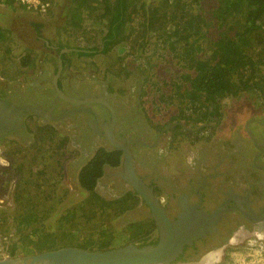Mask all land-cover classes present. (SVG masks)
Instances as JSON below:
<instances>
[{"label": "flooded vegetation", "instance_id": "af4514ba", "mask_svg": "<svg viewBox=\"0 0 264 264\" xmlns=\"http://www.w3.org/2000/svg\"><path fill=\"white\" fill-rule=\"evenodd\" d=\"M90 76L89 72L79 83L71 82V78H68L66 86L57 77V86L64 94L77 100L89 99L91 96L102 97L113 108L114 119L111 110L101 103L60 98L52 83V75L48 79L51 88L40 86L36 90L28 89L25 92L26 97H36V106L49 112L51 116L50 119L31 116V120H35L34 125L51 126L58 134L63 130L70 131L74 139L83 141L85 151L92 145H95V149H117L103 135L106 132L104 125H109L112 121V133L116 139L126 136L144 139L149 145L134 142L128 144L134 168L137 175L151 187L154 195L160 200L168 218L175 220L180 214L191 210L211 213L222 207L221 217L215 224L216 230L185 244L170 264H226L230 255L240 250L245 252V261L242 262H248L246 257L251 254L247 250L248 242L257 235L264 240V162L261 161L264 150L253 144L248 131L258 142V132L264 133V114L252 115L242 124L244 136L253 150V153L247 156L242 135L235 133L232 141L211 135V131L221 122L220 105L217 111L212 105L207 106V118L196 122H186L179 117V103L174 106L162 105L156 115L141 117L143 107L139 81L135 94L132 95L130 90H127L123 100H113L107 83ZM40 77L44 79L42 75ZM6 86L7 84L0 82V93L9 90ZM23 93L24 91L13 89L10 94L0 96V99L6 104L30 103L22 98ZM181 96L183 100L187 99L183 91ZM201 99L204 100L203 97ZM161 100L160 102H165ZM73 108L68 115L54 119ZM190 110L187 113H190ZM29 114L33 113H24L23 125L6 134L0 142L12 133L21 137L19 132L29 124ZM39 120L42 123L39 124ZM170 123L175 124L163 130ZM177 125L186 132L176 133ZM62 139L63 137L58 139L57 143ZM154 142L156 144L152 145ZM182 142L183 153L178 150ZM190 142L198 145L195 152L190 151ZM248 158L249 163L245 165ZM106 168L113 169L110 174L114 182L112 187L108 188L109 192H121L123 186L132 190L118 175L122 169L121 164L118 167L105 166ZM101 186L98 180L97 187ZM112 195L109 198L120 196L114 193ZM245 195L246 199L243 198ZM136 209L142 229L148 231L142 239L146 244H155L158 241V229L150 216L149 208L139 199Z\"/></svg>", "mask_w": 264, "mask_h": 264}, {"label": "rangeland", "instance_id": "374dc122", "mask_svg": "<svg viewBox=\"0 0 264 264\" xmlns=\"http://www.w3.org/2000/svg\"><path fill=\"white\" fill-rule=\"evenodd\" d=\"M9 8L6 7L12 15L18 17V21H14V25L19 38L17 45H14L15 48L12 47L8 51H3L5 50L4 44L0 45V55H2L0 61L5 63L3 74L16 76L21 72L30 73L36 67L33 69L30 67L28 70L29 68H23L19 64L18 59L24 52H27L23 47L31 45L37 48L38 51H35L34 57L32 56L36 64L38 59L43 56L44 48L40 42L34 41L33 35L28 33L25 28V25H28L30 21H35L33 15L25 12L24 8L12 6ZM97 27L98 25H95L91 33L76 36L73 44L81 49L99 50L102 37L98 33ZM215 35V31L212 30L209 36L214 38ZM152 39L155 38L152 37ZM138 40V36L134 33L125 45H117L106 53L94 51L95 55L93 56H81L78 60L74 58V62L71 66L69 65L70 67H67L66 71L79 70V67H82L83 70L79 72L80 74L63 73L62 81L67 83V79L71 78V82L79 83L90 72V78L107 83L108 90L113 94V100H123L127 90H130V94H135L139 81L141 91L142 89L146 91L140 97L143 107L140 113L141 117L156 115V112H159L157 110L165 104L174 106L177 103H185L181 95L182 91L186 90L187 84H181L176 79V75L183 71L181 63L173 58L168 46L160 43L151 44L150 49H145V53L139 51L137 55L135 54L136 56L133 55L132 49L129 47ZM147 60L151 67L145 65ZM121 65L128 67L129 76L122 72ZM184 71H188V69H184ZM26 82L29 83V80ZM26 82L19 86L15 82L9 83L6 87L10 89L19 87V91H24L22 98L28 100L32 97L25 96V92L28 90ZM160 99L165 102H160ZM219 105L221 107V122L214 131H211V135L231 141L235 133L242 135L246 154L249 156L253 150L244 136L242 124L252 115L264 114V107L260 105L257 91L244 90L236 97L229 96L221 99ZM170 111L172 110L170 109ZM27 122L29 130L27 127L23 128L19 132L21 137L12 133L0 142L1 157L3 158V162L0 163L1 232L9 250L12 249L15 253L13 257L21 258L37 253L39 246L29 242L35 240L37 235L44 230L56 233L59 244L64 242L60 231L71 230L74 232L75 238L65 241L75 243L85 240L90 233L95 235L100 228L108 225L114 233L113 242L107 247L108 249L125 245L130 239V234L134 231L137 238L141 239L148 234V231L142 229L138 221L136 206L118 217L105 215L90 223H84L80 216L70 218L68 222L62 221L60 216L86 195L77 181V172L80 166L93 154L95 145L85 151L83 141L74 139V135L70 131L63 130L58 134L51 126L36 127L34 119L30 118ZM40 123L42 122L39 120ZM62 137L63 147L56 144ZM183 144L182 142L178 149L182 153ZM197 146L191 143L190 151L195 152ZM10 150L16 151L13 157L8 155ZM249 160L250 158L246 160L245 165L249 163ZM110 173H113V169L106 168L104 176L99 179L102 185L97 187L99 193L106 198L113 196L112 193L127 195L130 191L128 186H123L121 192H109L108 188H111L114 182ZM127 197V201H129L130 196ZM27 212L34 213L36 218L28 225H19L20 218ZM242 261H245L244 250L232 253L226 264H241Z\"/></svg>", "mask_w": 264, "mask_h": 264}, {"label": "trees", "instance_id": "16d2710c", "mask_svg": "<svg viewBox=\"0 0 264 264\" xmlns=\"http://www.w3.org/2000/svg\"><path fill=\"white\" fill-rule=\"evenodd\" d=\"M0 1L14 8H24L14 0ZM68 17L71 18L73 32L80 29L86 35L83 22L87 18L91 20L92 28L98 25V33L102 37L99 50L80 48L77 52L79 57L93 56L94 51L106 53L117 45H125L134 33L139 40L129 47L133 55L139 51L145 53L151 44L168 46L173 58L183 68L176 79L187 84L184 91L187 99L185 103H179L178 114L186 122L206 119L207 106L212 105L217 111L221 99L236 97L244 90H256L260 105L264 107V0H72ZM38 30L37 24L35 31L38 33ZM212 30L216 33L214 38L209 36ZM9 34L7 29L0 27V44L8 41ZM64 57L65 54H61L63 61ZM32 62L29 52H24L19 58L22 67H28ZM145 65L151 67L149 60ZM121 70L129 76L128 67L121 65ZM145 93L142 89L141 96ZM29 115L30 118L35 114ZM26 127L29 130L27 124ZM175 132L186 131L177 125ZM56 144L63 147L64 140ZM15 153L8 151L10 157ZM121 156L122 152L117 149L99 147L94 150L77 172V181L86 195L60 216L62 221L68 222L70 218L80 216L84 223H90L105 215L118 217L137 205L140 198L132 190L127 195L114 198H106L97 190V181L102 177L105 166L118 167ZM127 196H130L129 201ZM34 218V213L27 212L20 218L19 225H28ZM60 232L64 237L61 244L56 233L45 230L29 243L38 245V252L64 246L105 250L114 239L108 225L95 235L90 233L85 240L75 243L65 241L75 238L73 231ZM140 239L134 231L126 244L145 245L146 242ZM14 255L10 249V256Z\"/></svg>", "mask_w": 264, "mask_h": 264}, {"label": "water", "instance_id": "95a60500", "mask_svg": "<svg viewBox=\"0 0 264 264\" xmlns=\"http://www.w3.org/2000/svg\"><path fill=\"white\" fill-rule=\"evenodd\" d=\"M63 68L62 60L58 58L56 72L53 74L52 83L60 98L78 102H96L108 107L113 113L110 103L102 97L91 96L89 99L77 100L64 94L57 86V77ZM73 109H69L63 115L54 118L58 119L68 115ZM33 113L41 118L50 119V113L41 107L31 103L23 105L6 104L0 99V139L11 131L21 127L24 123L23 114ZM112 124H105L104 137L117 149L122 152V169L118 172L131 189L147 205L150 216L156 223L158 229V241L155 244L138 246L135 243L110 248L105 250H87L76 246H64L53 250L37 252L31 255L13 258H2L0 264H170L181 252L185 244L216 230V222L221 217L222 207H218L211 213L200 211H186L180 214L177 219L167 217L160 200L154 195L151 187L137 175L132 153L128 144L131 142L149 145L144 139H133L130 136L116 139L112 133ZM175 123L166 125L163 130L173 126ZM182 126L183 123H181ZM253 144L263 150V147L256 141L248 131ZM159 135L158 138H160ZM154 142L152 145H155ZM3 162L0 148V163ZM264 169V167H263ZM244 199L247 196H243Z\"/></svg>", "mask_w": 264, "mask_h": 264}, {"label": "crops", "instance_id": "0c3cea01", "mask_svg": "<svg viewBox=\"0 0 264 264\" xmlns=\"http://www.w3.org/2000/svg\"><path fill=\"white\" fill-rule=\"evenodd\" d=\"M51 2H52V7L45 14H40L35 11L24 9V11L26 10L25 12L33 15V17L35 18V21H30L28 25H25L27 32L31 33V35H33L34 41L40 42L44 48V52L42 54L43 56L38 59V62L36 64L34 62L33 57H34L35 51H38L37 48L31 45H27V46L25 45L23 47L25 51L29 52L31 56H33L32 65H30L29 67H23V68H29L28 70H30V67L33 69L36 66L35 69L32 70L33 76H32V71H30V73L21 72L17 74L16 76H13L12 74L10 75L3 74V72L5 71V69L3 68L5 63L0 61V81L4 82L7 85L9 83L15 82L17 86H19V84L21 83L23 84L24 82L29 80V83L26 82L27 89L36 90L40 88V86L43 88H51L50 82H48V79L55 73V70L57 69V64H58V58L59 57L61 58V54H65V57H64L65 61H63V59L61 58L63 68L58 76L61 80H62L63 73L68 74L69 72L70 74V72H73L77 74L83 70L82 67H79L81 70L80 69L79 70L70 69L66 71L67 67L69 65L71 66L72 63L74 62L73 59L76 58V60H78L79 58V55L77 52H78V49L80 48L76 47L73 44V40L75 39L76 36L82 35V32L80 29L74 30L75 32L74 33L72 30L73 28L70 25L71 18L68 17V12H69V7L72 5V0H52ZM6 7L11 8V5H8L7 3L0 1V27L5 28L10 32V34L8 35L9 36L8 41L3 43L4 49H5L3 51H8L12 47H14V45H17L18 38H19L18 32L16 31L15 25H14V21H16L18 17L17 15H12L10 10H7ZM37 24L39 27L38 33L35 31V25ZM91 24H92L91 20L87 18L83 22V25H86L87 33H91L92 31ZM1 56L2 55H0V57ZM18 62H19V59H18ZM35 75L37 76L34 78ZM40 75H42L44 79L43 78L41 79ZM38 79H40V82H38ZM38 83H41V85H38ZM63 84L65 86L67 85V83H64V81H63ZM6 88L9 90L5 92L3 91L4 94L0 93V96L8 95L10 94V91L13 90L8 87ZM18 89L19 87H17V90ZM37 100L38 99L36 97H32L28 99V102L36 105ZM257 138H258L259 144L263 146V150H264V133L259 131L257 134ZM261 161L264 162V154L261 157Z\"/></svg>", "mask_w": 264, "mask_h": 264}, {"label": "built area", "instance_id": "2783aa9c", "mask_svg": "<svg viewBox=\"0 0 264 264\" xmlns=\"http://www.w3.org/2000/svg\"><path fill=\"white\" fill-rule=\"evenodd\" d=\"M16 3L24 6L25 9L35 11L40 14L47 13L52 3L50 0H14ZM247 250L251 252L248 257V262L241 264H264V240L259 235L250 240L247 244ZM10 250L8 244L5 243V237L1 232L0 220V259L9 258Z\"/></svg>", "mask_w": 264, "mask_h": 264}]
</instances>
